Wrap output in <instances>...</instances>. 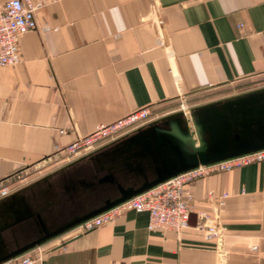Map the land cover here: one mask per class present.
<instances>
[{
	"label": "crops",
	"instance_id": "1",
	"mask_svg": "<svg viewBox=\"0 0 264 264\" xmlns=\"http://www.w3.org/2000/svg\"><path fill=\"white\" fill-rule=\"evenodd\" d=\"M33 3L37 29L21 37V61L0 67V183L49 178L34 192L58 191L54 215L75 212L59 174L71 163L55 160L58 148L142 108L164 117L184 99L195 108L236 95L227 94L234 85L264 82V0ZM188 188L196 216L181 233L150 231L147 213L129 211L49 241L34 264H264V162ZM210 211L223 239L198 228Z\"/></svg>",
	"mask_w": 264,
	"mask_h": 264
},
{
	"label": "water",
	"instance_id": "2",
	"mask_svg": "<svg viewBox=\"0 0 264 264\" xmlns=\"http://www.w3.org/2000/svg\"><path fill=\"white\" fill-rule=\"evenodd\" d=\"M264 150V87L164 116L64 167L63 194L75 211L53 214L58 191L34 181L0 200V264L200 165ZM88 159L84 166L72 168ZM74 164V165H73ZM30 192V194H28ZM196 215L191 214L190 223Z\"/></svg>",
	"mask_w": 264,
	"mask_h": 264
},
{
	"label": "built area",
	"instance_id": "3",
	"mask_svg": "<svg viewBox=\"0 0 264 264\" xmlns=\"http://www.w3.org/2000/svg\"><path fill=\"white\" fill-rule=\"evenodd\" d=\"M37 10L38 6L33 3V0H10L0 6V67L14 66L21 61L20 39L37 29ZM192 108L184 99L179 106V111L190 117ZM160 118L162 116L151 107L136 110L115 123L101 126L94 133L64 148H58L54 158L56 161L72 163L149 126ZM260 162H264V150L210 165H200L84 222L74 231L78 234L90 233L105 224L114 222L129 211H135L148 214L150 231L181 233L190 225L193 197L188 186L191 183L214 174L226 173ZM19 177L0 183V200L17 191L21 185L33 181H25L17 185ZM227 197L228 195L224 194L216 201L214 209L217 214L225 205ZM213 215L211 211L200 213L198 228L205 230L209 239H223V230L217 222L213 221L215 219ZM42 256L43 252L38 247L5 264H34Z\"/></svg>",
	"mask_w": 264,
	"mask_h": 264
},
{
	"label": "rangeland",
	"instance_id": "4",
	"mask_svg": "<svg viewBox=\"0 0 264 264\" xmlns=\"http://www.w3.org/2000/svg\"><path fill=\"white\" fill-rule=\"evenodd\" d=\"M243 83H241L240 85H242ZM238 85V84H237ZM261 86H264V82L262 81V82H259V83H256V84H254V83H251V84H249V85H247V86H244V87H237V86H233L232 87V89L231 90H229V92L227 93V94H236V95H238V94H241V93H243V91H246V90H249V89H255V88H261ZM28 175H29V173H26V174H24V175H22V176H20L19 178H20V180H18L16 183H18L17 185H21L22 183H24L25 181H30V180H33V176H30V177H28ZM23 178H25V179H23Z\"/></svg>",
	"mask_w": 264,
	"mask_h": 264
},
{
	"label": "flooded vegetation",
	"instance_id": "5",
	"mask_svg": "<svg viewBox=\"0 0 264 264\" xmlns=\"http://www.w3.org/2000/svg\"><path fill=\"white\" fill-rule=\"evenodd\" d=\"M241 94H243V93H241ZM30 183H32V182H30ZM30 183H28V184H24V185H21L19 189L26 187V186L29 185Z\"/></svg>",
	"mask_w": 264,
	"mask_h": 264
}]
</instances>
